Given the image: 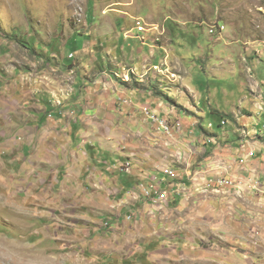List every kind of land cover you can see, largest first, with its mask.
Returning <instances> with one entry per match:
<instances>
[{
    "label": "rangeland",
    "instance_id": "rangeland-1",
    "mask_svg": "<svg viewBox=\"0 0 264 264\" xmlns=\"http://www.w3.org/2000/svg\"><path fill=\"white\" fill-rule=\"evenodd\" d=\"M135 24L176 78L137 81ZM246 80L264 0H0V264H264L260 134L220 116Z\"/></svg>",
    "mask_w": 264,
    "mask_h": 264
},
{
    "label": "crops",
    "instance_id": "crops-1",
    "mask_svg": "<svg viewBox=\"0 0 264 264\" xmlns=\"http://www.w3.org/2000/svg\"><path fill=\"white\" fill-rule=\"evenodd\" d=\"M144 40H145V38H144ZM128 42H131L128 45H131V46L135 45V41H128ZM180 47H182V46H180ZM146 48H147L148 51H147V53L146 52H143L145 55L142 53V49H140V48L137 49V50H139L138 51L139 54H138V57H136V59H137V61H139V65L145 64V63H149L148 62V59L150 57V50L148 49V47H146ZM144 50L146 51V49H144ZM201 50H202V48H201ZM160 53L161 52L159 51V53L157 54V56H158L157 59H159ZM172 57H175L176 58V55L174 54L173 50H171V52H170V58H172ZM150 59H151V57H150ZM179 60H181V59H179ZM154 62H157V60H155ZM181 62H182V60H181ZM214 66H217V65H214ZM184 67L185 66L182 65V68L184 69V73L188 77V75L190 74L189 71L190 70H193L194 69L193 68L194 66H190L189 65L188 67H186L187 70ZM218 70H221V69H217V71ZM233 72H234V69H232L230 73H233ZM193 81L194 80H191L192 83H194ZM243 82L244 83H240L239 90H240V92H244V89H245V94L246 95H244V96H242V97L239 98V100L237 102V106L235 108L233 107L234 109L231 108L233 110L231 112L232 115L229 112L226 113L224 108L222 109V112L225 113L226 115H231L234 123L237 124L238 126H241V124L246 125L247 126V129L250 130V127L253 126V124H255V120H253L252 116L250 117V113L255 112V107H254L253 101H254V91L257 89V85H256L257 82L256 83L255 82H250V80H246L247 83L245 81H243ZM260 82H264V81L261 80ZM192 87L193 86H191V88ZM168 89H170V88L164 87L163 91L167 92L166 90H168ZM194 90H196L197 93H200L201 94L200 97H199V99H197L196 105H197L198 111H202V113H203V110L200 109V108H198V106L200 107L202 105V100L204 99L203 98L204 93L209 94V88L204 91V87L199 86V88H196ZM146 94H148V93H146ZM144 98H146V97H144ZM217 107H220V109L222 108V106L216 105V107L208 108V110L210 112H212V111L219 112V109L217 110ZM258 107H259V105L257 106V110H258ZM210 109H212V110H210ZM245 110L247 112H249V114L246 113ZM258 112H259V110H258ZM196 114L199 116L198 112ZM260 130L261 129L259 128V131ZM253 133H254V136L257 134L256 131H254ZM160 134L165 135L163 133H160ZM239 138H241V135H239ZM262 138L264 139V133H260L259 139H262ZM259 139H257V140L256 139H251V140H253L252 142H255V141H258ZM238 143L239 142H236V145H238ZM251 143H249V147H248V150L251 151L250 154H252V155L255 154L256 155V154L259 153L258 156H260L258 158H255L253 162L258 161V162L263 163L261 160L264 159V144L263 145H256L255 144L256 142L255 143H252V144ZM245 145H246L245 143H242L240 145V148L243 149L245 147ZM232 148H234V147L231 146V149ZM256 150H258V151H256ZM245 158H246V155H245ZM249 158H251V157H249Z\"/></svg>",
    "mask_w": 264,
    "mask_h": 264
},
{
    "label": "clouds",
    "instance_id": "clouds-1",
    "mask_svg": "<svg viewBox=\"0 0 264 264\" xmlns=\"http://www.w3.org/2000/svg\"><path fill=\"white\" fill-rule=\"evenodd\" d=\"M146 25H148V24H146ZM149 26V25H148ZM147 26V27H148ZM135 28V27H134ZM157 28H158V30H152L155 34H157V39H155V41L154 42H150V41H148V38H150V35H148L150 32H148L147 34H146V37H147V40L143 43L140 39H138V38H124L125 40H134V41H139L140 42V44L142 45V46H145V47H148L149 48V50L151 51V49H155V48H157L161 53H160V56H159V59H157V55L155 54L156 52L155 51H153V53H152V56H151V59H150V62L149 63H145V64H141V65H137V66H135V67H133V68H138V76L137 75H134L135 77H137V81H139V82H147L148 81V79H149V76L151 75V74H156V73H151V72H149L147 75H146V73H145V69L147 68V67H151V66H156V65H160V64H162V65H164L165 67H163V70H164V72H163V75L165 76V75H167V74H170V76L174 79V78H176L177 76H176V74H174V73H170L169 72V68H168V61L170 60V56H169V53L163 48V46L162 45H158V42L160 41V38L163 36L162 34V32L160 31V29H159V26L157 25ZM127 32H130V34H131V31H127ZM127 32H125L124 33V35L127 33ZM123 35V36H124ZM125 37V36H124ZM72 55V54H71ZM155 60H157V62H154ZM164 62L166 63V65L164 64ZM257 64H259L260 62L258 61V60H256L255 61ZM143 67H144V69H143ZM132 68V69H133ZM166 70H167V72H166ZM251 72H253L252 70H251V68L249 67L248 68V73L250 74ZM132 76H133V74H131ZM130 75V76H131ZM141 76H143V79H141ZM251 78H253V77H251ZM261 81V80H260ZM255 83H256V85H257V89L254 91V101H253V104H254V107H255V112H253V113H251V115H250V117L252 116V118H253V120H255V124H253V128L251 127V130H248V129H244V131L242 132V134H244V135H247V136H250V134H252V135H254V131H256L257 132V134L259 133H264V131H262V128L260 127V120L258 119V118H260V115L261 114H264V111L263 112H258V110H257V106L260 104V103H262L263 104V106H264V92L262 91V89H261V86H264V82H259V81H254ZM261 97V99H259L258 97ZM257 119V120H256ZM223 122H225V121H223ZM226 123V122H225ZM212 125V124H211ZM154 127H155V125H154ZM156 128V127H155ZM259 128L261 129L260 131H259ZM208 129H209V126H208ZM157 130V129H156ZM247 131V132H246ZM247 141V140H246Z\"/></svg>",
    "mask_w": 264,
    "mask_h": 264
},
{
    "label": "built area",
    "instance_id": "built-area-1",
    "mask_svg": "<svg viewBox=\"0 0 264 264\" xmlns=\"http://www.w3.org/2000/svg\"><path fill=\"white\" fill-rule=\"evenodd\" d=\"M136 22H140V20H137ZM134 29H136V24H135ZM151 30H158V28L156 26H153V27H151ZM137 32L139 33V35L134 36V35H131L130 32H127L124 36L130 37V38H138L144 43V37H146V34H143L142 30H137ZM159 68H161L160 65H158V67H156L154 69H150V70L154 71V70H157ZM146 115H148V118L151 120L153 125L158 126L164 132H167L165 120H163L162 118L156 117L155 115H151L148 111H146ZM224 125H225V122H222V126H224ZM209 128H211V127H209ZM250 157H253V155L250 154ZM149 188H150V190H153V187H149Z\"/></svg>",
    "mask_w": 264,
    "mask_h": 264
},
{
    "label": "trees",
    "instance_id": "trees-1",
    "mask_svg": "<svg viewBox=\"0 0 264 264\" xmlns=\"http://www.w3.org/2000/svg\"><path fill=\"white\" fill-rule=\"evenodd\" d=\"M201 86L204 87V85H201ZM204 100H205V99H204ZM46 110H47V114H49V116H51V114L53 113V109H48V108H46ZM217 114L220 115L219 112H215V111H214L213 115H217ZM220 116H221L222 119H223L224 117H230V118H232L231 115H225V116H224V115H220ZM51 117H52V116H51ZM222 119H221V122H220V124H219V127H221V128H223V127L225 126V125L222 126V122L224 121V120H222ZM199 128H201V126H200ZM201 129H202V128H201ZM207 130H208V129H207Z\"/></svg>",
    "mask_w": 264,
    "mask_h": 264
},
{
    "label": "bare ground",
    "instance_id": "bare-ground-1",
    "mask_svg": "<svg viewBox=\"0 0 264 264\" xmlns=\"http://www.w3.org/2000/svg\"><path fill=\"white\" fill-rule=\"evenodd\" d=\"M142 22V21H141ZM143 25H144V23H143ZM138 26H139V24H138ZM145 27H146V25H144ZM150 31V30H149ZM145 41H146V39H145ZM71 57V56H70ZM156 66H158V65H156ZM154 67V66H153ZM261 104V103H260ZM260 104H259V106H260ZM262 109H264V108H260V109H258L260 112H263V110ZM226 124V123H225ZM209 127H212V125L211 124H209ZM166 129H167V132H165L166 134H170L171 133V129H170V127L169 126H167L166 125ZM263 131V130H262ZM209 186V185H208ZM145 190H146V193L148 194V193H151L152 192V190H150V188L149 187H147V188H145Z\"/></svg>",
    "mask_w": 264,
    "mask_h": 264
}]
</instances>
